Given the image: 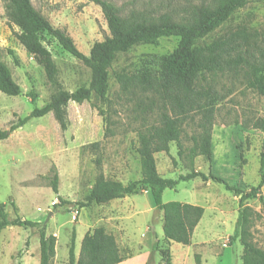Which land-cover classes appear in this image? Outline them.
Instances as JSON below:
<instances>
[{
	"label": "rangeland",
	"instance_id": "rangeland-1",
	"mask_svg": "<svg viewBox=\"0 0 264 264\" xmlns=\"http://www.w3.org/2000/svg\"><path fill=\"white\" fill-rule=\"evenodd\" d=\"M108 1L116 4L125 15L130 9L143 7L150 0ZM172 1L183 7L187 6L189 1L197 3V0ZM31 2L36 11L49 21L54 29L67 32L78 50L85 56H90L95 44L110 38L101 8L90 0H31ZM238 28L264 35V3L253 0L205 41L211 43ZM21 32L19 26L8 20L3 2L0 0V61L9 67L14 80L23 91L18 97L0 93L2 130H8L12 123L28 117L35 108H42L56 93L47 78L45 68L38 63L36 57L27 53L18 40ZM179 41L178 38H165L156 45L137 46L118 56L110 70L109 98L113 108L107 110V107L102 105L111 129L110 137L105 138L106 124L98 112L92 109L90 103L83 105L71 103L68 107L70 128L67 132L61 131L50 114L44 118L31 119L8 140L0 142V205H6L11 220L20 218L35 222L34 219L41 217L42 222L39 223L47 225V235L57 234L59 237L58 264H68L73 232L82 233L80 227L82 218L76 204L85 202L81 197L99 175L106 174L107 180L129 184L144 180L153 174L150 156L142 157L136 153L138 126L134 121L135 115L132 114L133 107L124 105L123 100H120V88L115 74L139 72L150 65L152 68H159L157 66L161 58L171 55L178 48ZM42 42L52 55L59 72V83L66 91L74 92L90 84L91 71L81 61L64 51L55 38L45 33ZM30 93L38 96L36 102H32ZM154 128L164 134V139L151 156L166 154L169 142H172L170 158H177L180 162L182 139L179 122L173 120ZM191 133L190 130L189 134ZM94 143H100V148H91ZM189 145L191 144L187 143V146ZM179 164L178 175L190 173L186 163ZM143 165L146 166L145 169ZM54 166L60 177L59 196L61 198L75 196L74 202L69 198H63L68 204L57 209L54 205L59 203L55 202L58 196L45 180V177L50 176ZM194 170L206 175L213 174L230 186L245 192L258 186L264 176L263 97L241 84H236L235 89L216 110L212 160L208 162L204 158H198ZM178 175L168 178L174 180ZM179 184L178 195L167 194L166 201L189 203L188 200L193 196L196 197L194 200L199 206L207 209L195 240H199L203 235L201 232L208 237L213 232L216 251L228 248L224 250L225 257L217 260L214 256H209L207 264H241L240 257L243 252L241 243L238 241L234 246L230 243L238 223L240 199L227 192L224 185L214 182L204 183L196 179ZM202 196L208 199L207 202ZM210 202L211 205H207ZM246 204L261 215L253 232L256 243L264 250V201L257 198ZM213 209L217 213L215 216L212 213ZM50 213H53L51 217ZM102 216L104 213H101L100 217ZM93 218H97V214L94 213ZM98 227L105 228L103 222H100L91 231ZM117 243L123 257L128 258L130 252L125 241L120 237ZM31 247L33 252H40L38 229L7 228L0 237V264H20L24 251ZM153 254L154 257L148 264H153L158 252ZM55 261L56 257L53 264ZM190 261L189 264H195L193 257Z\"/></svg>",
	"mask_w": 264,
	"mask_h": 264
},
{
	"label": "trees",
	"instance_id": "trees-1",
	"mask_svg": "<svg viewBox=\"0 0 264 264\" xmlns=\"http://www.w3.org/2000/svg\"><path fill=\"white\" fill-rule=\"evenodd\" d=\"M252 1L197 0V3L189 1L188 5L183 7L172 0H150L143 7L130 9L123 15L122 10L113 2L90 0L101 8L110 38L95 44L90 56H85L67 32L54 29L49 21L36 11L31 0H2L8 20L19 26L22 31L18 40L27 53L36 57L38 63L45 68L47 78L56 93L49 103L42 108H35L28 117L12 123L8 130L0 129V141L9 139L31 119L43 118L50 113L54 115L62 132H67L70 128V102L79 105L90 103L106 124L105 138L110 137L111 129L102 105H105L107 110L113 108L109 98L110 70L118 56L137 46L156 45L161 39L178 38V48L171 55L161 58L157 66L159 68L155 69L150 65L139 72H121L115 74V79L120 88V100H123L124 105L133 107L132 114L135 115L134 121L138 126L136 153L142 157L150 156L153 148L164 139L162 133L153 128L178 120L182 139L180 163H186L190 173H179L174 180L148 177L127 185L107 180L101 174L85 202L76 206L79 209L88 208L93 204L104 206L149 188L157 210L163 212L166 243L188 246L205 210L201 206L188 203H164L163 194L167 190H174L180 182L196 179L204 183L222 184L227 192L240 199L238 223L230 239L231 246L238 241L241 243L242 264H264V250L256 243L253 232L261 215L246 204L257 198L264 201V176L257 187L245 192L230 186L213 174L206 175L194 170L198 158H204L208 162L212 160L216 110L235 89L236 84H241L264 98L263 34L238 28L211 43L205 41ZM258 1L264 3V0ZM45 33L55 38L64 51L81 61L91 71L88 86L80 87L74 92L66 91L61 86L57 66L42 42ZM0 92L9 97H18L23 92L9 67L2 61ZM29 97L32 102H36L38 98L33 93H30ZM187 143L191 145L187 146ZM170 144L172 142H169L166 154L170 152ZM100 146V143H95L91 148ZM45 180L58 196L59 203H56L54 208L68 204L59 196L60 177L55 166ZM9 227L38 229L40 264H53L57 238L47 235L45 223L20 218L11 220L6 205L2 204L0 237ZM156 252L161 256V264H173L169 248L164 249L157 238L152 254ZM124 260L116 237L103 227L95 228L86 234L80 255L77 257L76 232H73L68 264H121ZM196 264H200L199 256H196Z\"/></svg>",
	"mask_w": 264,
	"mask_h": 264
},
{
	"label": "crops",
	"instance_id": "crops-1",
	"mask_svg": "<svg viewBox=\"0 0 264 264\" xmlns=\"http://www.w3.org/2000/svg\"><path fill=\"white\" fill-rule=\"evenodd\" d=\"M71 103H74V102H70V104ZM85 103H88V102H85ZM50 114H48L47 116H49ZM48 118L50 119L51 117H48ZM53 120L56 121L54 118V115H53ZM165 124H168V123H165ZM153 130H157V129L153 128ZM163 138H164V134L162 133V139ZM160 145L161 143L156 145L153 148L152 152L150 153V159L153 163V174L150 177H158L163 180H169L168 177H171L172 175H175V176L178 175V171H179L178 169H179L180 162L177 158L175 159L173 156H172L173 158H170L171 156L170 154L160 153L159 155H156V156L154 155V157L153 155L151 156L155 148L159 147ZM179 159H181L180 156H179ZM143 168L145 169L146 166L145 167L143 166ZM105 177L107 179L106 174H105ZM95 181L96 180H94L91 183V185L88 186V188L86 189V194H84V196H82L81 199L86 200V198L90 195L95 185ZM191 181H194V180H191ZM179 186L180 184H178L174 190H167L163 194L164 203H169L168 201L165 200V196L167 194L168 195L175 194L176 196L178 195L177 193L179 190ZM262 190H264V187ZM193 195L196 196V193H194ZM74 197H75L74 195H68L67 197H63V198H66V199L69 198L71 202H74L73 201ZM195 198L196 197L192 196L190 199L191 201L188 200L189 202L188 204L199 206L197 202H195L194 200ZM203 200L207 202L208 199L204 198ZM57 201L58 199L55 200V202ZM181 203H184V202H181ZM214 204H215V201H214ZM207 205H211V202L207 203ZM204 210H205V213H204V216H205L207 213L206 211L207 209L204 208ZM219 211L222 214L221 210ZM93 212L97 214V218H93V215H94ZM79 213H80V217L82 218V223L80 224V227H82V233L80 234L76 233L77 257H79L80 255L82 243H83V240L86 234L90 232L96 226V224L99 225L100 222H103V226L105 227V229H107L109 233L113 234L116 237L117 241L120 237L125 241L126 248L129 249L130 255L121 264H148L150 259L154 257V254H152V248H153L154 242L156 241V238L162 247L169 248L171 255H172V259H173V264H186L187 261L189 264V262L191 263L190 260L192 259V257L194 258L195 264H196V256L200 257V264H207L208 262L207 259L210 258L209 256H214L217 260H221L222 257H225L224 250L227 247L225 249L216 251V247H214V243H216V240L214 238L215 236L213 232L209 235V237L205 235L204 232H201L203 235L199 238V240L197 241L195 240L196 236L201 230V226L205 218L204 216L200 224L198 225V227L195 229L192 239L190 241V244L188 246H183L177 243H171L168 245L165 241V236H164L163 212H160L157 210L156 204L154 202V198L149 188H147L146 190L142 192H139L136 195L126 197L124 199L112 201L109 204L104 205V206H97L93 204L88 208L80 209ZM99 213L100 215L101 213L102 214L104 213V216H102L101 218ZM212 213L214 216L217 214L214 209ZM34 221L39 223V222H42V219L41 217H39L37 219H34ZM123 232L124 234L122 235L121 233ZM53 236L55 237L57 236L56 238H59L57 234H53ZM57 240L58 241H57V246H56V261L54 262V264H58L57 248L59 244V239ZM242 256H243V252L240 257V260L242 259ZM179 257L180 258L183 257V258L180 259ZM40 258H41L40 252L39 251L36 253L33 252V249L31 247L30 249L24 251L22 258L20 259V264H40ZM153 264H161V256L159 253L156 255Z\"/></svg>",
	"mask_w": 264,
	"mask_h": 264
},
{
	"label": "water",
	"instance_id": "water-1",
	"mask_svg": "<svg viewBox=\"0 0 264 264\" xmlns=\"http://www.w3.org/2000/svg\"><path fill=\"white\" fill-rule=\"evenodd\" d=\"M52 214H53V213H50L49 217H51V216H52ZM48 221H49V219L47 220V222H48Z\"/></svg>",
	"mask_w": 264,
	"mask_h": 264
}]
</instances>
